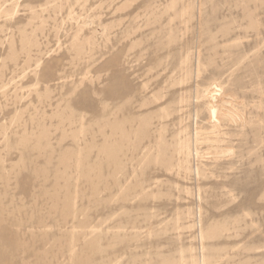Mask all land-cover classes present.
<instances>
[{"label":"rangeland","instance_id":"rangeland-1","mask_svg":"<svg viewBox=\"0 0 264 264\" xmlns=\"http://www.w3.org/2000/svg\"><path fill=\"white\" fill-rule=\"evenodd\" d=\"M0 264H264V0H0Z\"/></svg>","mask_w":264,"mask_h":264},{"label":"bare ground","instance_id":"bare-ground-1","mask_svg":"<svg viewBox=\"0 0 264 264\" xmlns=\"http://www.w3.org/2000/svg\"><path fill=\"white\" fill-rule=\"evenodd\" d=\"M212 86H214V88H216L217 87V84L216 85H212ZM210 87H211V85H210ZM209 87V88H210ZM209 88H207L206 90H205V96L206 95H208V94H210L209 96L210 97H212V96H214L213 95V93H211L212 92V90L211 89H209ZM211 88H213V87H211ZM219 89V88H218ZM219 93V92H218ZM207 97V96H206ZM228 98V97H227ZM206 99V98H205ZM209 99V98H208ZM212 99V98H211ZM212 101H214L213 99H212ZM209 102V101H208ZM210 103H208L207 105H209ZM228 105V104H227ZM210 107V110H211V114L213 115V117H215L216 116V114H217V108L215 109L214 108V105L212 104V105H210L209 106ZM224 110V109H223ZM227 111V110H226ZM210 112V111H209ZM235 112V111H234ZM211 118V117H210ZM229 118H231L230 116H229ZM235 118H237V117H235ZM242 119V118H241ZM231 120V119H230ZM233 120V119H232ZM231 120V121H232ZM216 122H217V120H215ZM232 123H233V121H232ZM212 129V128H211ZM217 131V130H216ZM210 132V131H209ZM185 149H186V147H185V145H183V146H181V148H180V151H185ZM229 150H231V149H229ZM177 152V151H176ZM180 162V161H179ZM170 169V168H169ZM168 169V170H169ZM172 170V169H171ZM70 211V210H69ZM91 243V242H90ZM71 250V249H70Z\"/></svg>","mask_w":264,"mask_h":264}]
</instances>
